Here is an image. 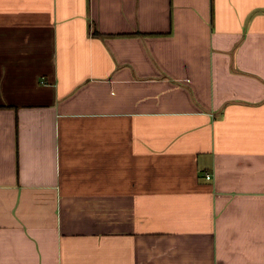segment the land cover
Masks as SVG:
<instances>
[{
	"label": "crops",
	"instance_id": "0c3cea01",
	"mask_svg": "<svg viewBox=\"0 0 264 264\" xmlns=\"http://www.w3.org/2000/svg\"><path fill=\"white\" fill-rule=\"evenodd\" d=\"M0 264H264V0H0Z\"/></svg>",
	"mask_w": 264,
	"mask_h": 264
},
{
	"label": "built area",
	"instance_id": "2783aa9c",
	"mask_svg": "<svg viewBox=\"0 0 264 264\" xmlns=\"http://www.w3.org/2000/svg\"><path fill=\"white\" fill-rule=\"evenodd\" d=\"M207 178L209 179L210 178V175H207Z\"/></svg>",
	"mask_w": 264,
	"mask_h": 264
}]
</instances>
